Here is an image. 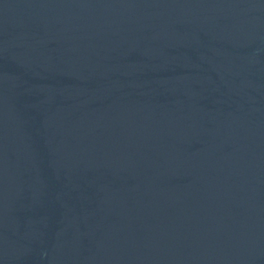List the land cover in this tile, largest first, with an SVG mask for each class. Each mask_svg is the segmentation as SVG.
<instances>
[{"label":"water","instance_id":"obj_1","mask_svg":"<svg viewBox=\"0 0 264 264\" xmlns=\"http://www.w3.org/2000/svg\"><path fill=\"white\" fill-rule=\"evenodd\" d=\"M0 264H264V0H0Z\"/></svg>","mask_w":264,"mask_h":264}]
</instances>
